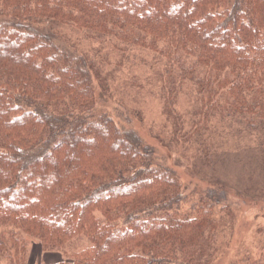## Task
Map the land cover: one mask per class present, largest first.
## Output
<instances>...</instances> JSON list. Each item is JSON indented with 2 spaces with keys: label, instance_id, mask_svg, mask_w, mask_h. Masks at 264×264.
<instances>
[{
  "label": "trees",
  "instance_id": "trees-1",
  "mask_svg": "<svg viewBox=\"0 0 264 264\" xmlns=\"http://www.w3.org/2000/svg\"><path fill=\"white\" fill-rule=\"evenodd\" d=\"M138 59L172 139L194 143L208 173L190 214L177 170L101 105ZM189 94L186 129L178 106ZM240 130L257 134L245 183L228 178L233 162L246 171L241 153L211 158L224 131L240 142ZM259 172L264 0H0V264H37L35 249L38 264H217L230 196L264 198ZM241 251L226 264H264V243Z\"/></svg>",
  "mask_w": 264,
  "mask_h": 264
},
{
  "label": "rangeland",
  "instance_id": "rangeland-1",
  "mask_svg": "<svg viewBox=\"0 0 264 264\" xmlns=\"http://www.w3.org/2000/svg\"><path fill=\"white\" fill-rule=\"evenodd\" d=\"M89 44L90 42H87L86 45ZM106 51H110L112 63H115L118 55L113 52L111 45L102 49V53ZM151 75L152 72L139 59L127 62L123 71L118 73V79L114 82L115 84L112 85V94L108 96L107 102L101 105L104 106L105 110L109 112L121 127L127 130L130 128L138 130L145 141L156 148L157 161L159 163L177 170L186 193L182 203L183 211L190 214L193 206L199 204L200 192L206 189L210 179L208 178V173L203 178L199 172L203 163L198 155L195 144L184 143L185 141L181 138V140L172 139L173 135L171 134V130L169 131L167 128L166 117L163 115V102L160 99V91L158 87H154L151 83ZM134 77L139 78L141 86L138 88L131 87V79ZM188 93L190 92L188 91ZM189 96L190 94L181 97L178 106V110L184 116L186 129H191L196 123V120L191 116H194L193 110L196 107L197 101L195 97L190 98ZM131 112L134 113L131 114ZM136 113H139L140 116L138 117ZM131 117L133 118L132 121ZM224 133L227 139L225 142L220 141L215 144L216 147L212 148L213 153L211 154V158L226 153L235 160V155L241 153L243 159L247 162L246 171L243 170L242 165L233 162L228 171V178L231 182H236L242 175L241 182L245 183L249 179L251 165L254 163V160L244 146L255 147L253 141L257 134L247 135L242 132L241 136L243 137L239 142L235 137V133H227L226 131ZM216 138L217 136L213 135L212 141L215 143L217 142ZM249 158L252 160H249ZM252 170H255V168H252ZM260 176L264 181L263 172ZM194 191L196 192L193 194ZM234 191L230 196L235 215L234 225L223 236H220L221 242L222 237H224L225 251L223 248L222 251L220 250L219 262L217 264H226L228 261L233 260V257L242 252L241 248L244 244L257 249L258 246L264 243V198L253 200L244 191L242 192V189L238 190L235 188ZM227 247L228 249L226 250ZM40 253L38 249L32 252V263H40V258L38 257ZM223 253H225L224 256ZM47 259L48 263L57 260L54 256H48Z\"/></svg>",
  "mask_w": 264,
  "mask_h": 264
}]
</instances>
